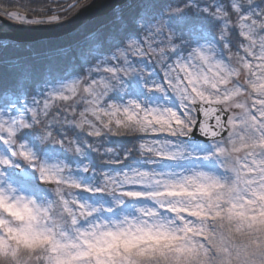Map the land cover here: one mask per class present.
<instances>
[{
  "label": "snow or ice",
  "instance_id": "snow-or-ice-1",
  "mask_svg": "<svg viewBox=\"0 0 264 264\" xmlns=\"http://www.w3.org/2000/svg\"><path fill=\"white\" fill-rule=\"evenodd\" d=\"M80 6L0 16L53 26ZM89 36L99 79L0 61V176L20 158L42 182L26 190L52 189L18 227L0 216V260L264 264V0H113Z\"/></svg>",
  "mask_w": 264,
  "mask_h": 264
},
{
  "label": "trees",
  "instance_id": "trees-1",
  "mask_svg": "<svg viewBox=\"0 0 264 264\" xmlns=\"http://www.w3.org/2000/svg\"><path fill=\"white\" fill-rule=\"evenodd\" d=\"M46 2L47 0H0V9L6 7L8 11L32 16V13L27 10L37 8ZM61 2L66 3L67 1ZM68 2H72V0H68ZM21 5L24 7H21ZM70 14H64V18ZM105 16L85 22L77 31L65 37L43 40L50 42L52 47L50 50H43L39 57L31 50H14L6 54L0 52V61L16 64L22 68L32 62H42L45 65H50L53 68L52 76L49 77L50 84L55 83L58 79L65 80L77 75L73 72L74 68L79 69V76L86 77L89 74L88 70L93 69L99 59H103V57L96 58L89 32L98 27ZM2 71L3 67L0 63V73ZM26 76V71L21 73V83H26Z\"/></svg>",
  "mask_w": 264,
  "mask_h": 264
},
{
  "label": "clouds",
  "instance_id": "clouds-1",
  "mask_svg": "<svg viewBox=\"0 0 264 264\" xmlns=\"http://www.w3.org/2000/svg\"><path fill=\"white\" fill-rule=\"evenodd\" d=\"M17 163L19 168L6 169L5 175L0 176V216L13 227H18L23 222L20 217L26 216L29 210L36 212L46 206L44 196L52 191L47 184L42 185L39 195L26 190L25 185L33 178L38 186L42 182L32 172L29 163L20 158ZM0 264H9V261L0 260Z\"/></svg>",
  "mask_w": 264,
  "mask_h": 264
},
{
  "label": "water",
  "instance_id": "water-1",
  "mask_svg": "<svg viewBox=\"0 0 264 264\" xmlns=\"http://www.w3.org/2000/svg\"><path fill=\"white\" fill-rule=\"evenodd\" d=\"M113 0H87L61 22L48 25H27L7 20L0 16V38L18 41H43L58 39L70 35L79 29L85 22L91 21L107 14Z\"/></svg>",
  "mask_w": 264,
  "mask_h": 264
},
{
  "label": "rangeland",
  "instance_id": "rangeland-1",
  "mask_svg": "<svg viewBox=\"0 0 264 264\" xmlns=\"http://www.w3.org/2000/svg\"><path fill=\"white\" fill-rule=\"evenodd\" d=\"M61 1H67L66 3H70V2H68V0H61ZM82 1H84V0H80V2H82ZM76 31H77V30H76ZM64 37H65V36H64ZM58 39H59V38H58ZM98 63H99V62H98ZM98 63H97V64H98ZM97 64H96V65H97ZM96 65L94 66V68L96 67ZM94 68H93V69H94ZM89 75H94V76H96L97 79H99V76H100V75H103V73L101 72L100 74H97L96 72H92V73H89L87 76H89ZM87 76H86V77H87ZM72 78H75V76H72V77H70V78H68V79L61 80V81H62V82H68V80H70V79H72ZM51 85H53V86H58V85L56 84V82H55V83H51ZM83 106H84V105L81 104V105H80V108H83ZM13 175H18V174H17V173H13Z\"/></svg>",
  "mask_w": 264,
  "mask_h": 264
}]
</instances>
